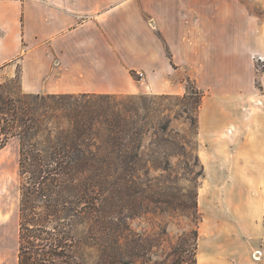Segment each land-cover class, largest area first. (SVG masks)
I'll list each match as a JSON object with an SVG mask.
<instances>
[{
    "label": "crops",
    "instance_id": "0c3cea01",
    "mask_svg": "<svg viewBox=\"0 0 264 264\" xmlns=\"http://www.w3.org/2000/svg\"><path fill=\"white\" fill-rule=\"evenodd\" d=\"M256 58L264 62V0H0V70L20 64L23 93L182 96L188 78L203 92L199 157L210 191L241 198L205 204L196 264H264Z\"/></svg>",
    "mask_w": 264,
    "mask_h": 264
},
{
    "label": "trees",
    "instance_id": "16d2710c",
    "mask_svg": "<svg viewBox=\"0 0 264 264\" xmlns=\"http://www.w3.org/2000/svg\"><path fill=\"white\" fill-rule=\"evenodd\" d=\"M196 88L199 112L204 94ZM136 98L143 99L25 93L10 100L0 92V151L12 138L20 144L18 264H93L100 239L105 264H130L121 244L128 203H169L146 181L138 187L150 174L142 139L157 129Z\"/></svg>",
    "mask_w": 264,
    "mask_h": 264
},
{
    "label": "rangeland",
    "instance_id": "374dc122",
    "mask_svg": "<svg viewBox=\"0 0 264 264\" xmlns=\"http://www.w3.org/2000/svg\"><path fill=\"white\" fill-rule=\"evenodd\" d=\"M254 68L259 75L264 71V62L256 58L250 70ZM20 75V64L12 71L0 70L3 98L13 100L25 94L21 90ZM256 84L259 86L258 79ZM190 87V93L185 97L140 93L136 96L143 99H133L140 114L147 116L148 122L157 129L154 131L149 127L150 133L142 139L144 164L150 174L142 176L138 187L144 188L142 182L146 181L153 186L154 192L166 195L162 198L169 203L148 204L144 203L145 199L128 203L133 212H124L127 230L121 244L130 264H196L199 238L207 220L205 205H200L201 191H206L204 203L207 206L209 203L240 201L239 191H210L214 177L206 176L199 157L201 142L197 135V113L201 92L198 90L200 95L196 94L192 80ZM18 149V139L14 138L0 154V264H17L21 198ZM154 192L147 195L154 196ZM211 209L217 213L221 211L218 207ZM103 246L104 240L100 239L93 253V264H105L107 254H104Z\"/></svg>",
    "mask_w": 264,
    "mask_h": 264
},
{
    "label": "bare ground",
    "instance_id": "6f19581e",
    "mask_svg": "<svg viewBox=\"0 0 264 264\" xmlns=\"http://www.w3.org/2000/svg\"><path fill=\"white\" fill-rule=\"evenodd\" d=\"M206 191L203 189L200 194V205H205L204 200L206 198Z\"/></svg>",
    "mask_w": 264,
    "mask_h": 264
},
{
    "label": "built area",
    "instance_id": "2783aa9c",
    "mask_svg": "<svg viewBox=\"0 0 264 264\" xmlns=\"http://www.w3.org/2000/svg\"><path fill=\"white\" fill-rule=\"evenodd\" d=\"M137 76L139 77V79H143L144 78V73L143 72H138Z\"/></svg>",
    "mask_w": 264,
    "mask_h": 264
}]
</instances>
